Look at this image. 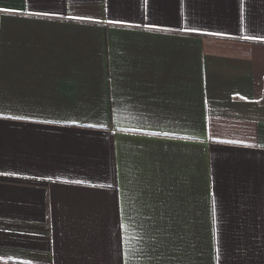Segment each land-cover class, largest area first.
<instances>
[{"label": "crops", "instance_id": "1", "mask_svg": "<svg viewBox=\"0 0 264 264\" xmlns=\"http://www.w3.org/2000/svg\"><path fill=\"white\" fill-rule=\"evenodd\" d=\"M0 264H264V0H0Z\"/></svg>", "mask_w": 264, "mask_h": 264}]
</instances>
